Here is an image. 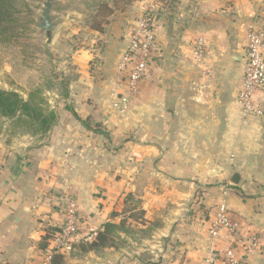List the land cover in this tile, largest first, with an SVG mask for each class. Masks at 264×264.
<instances>
[{
	"label": "crops",
	"instance_id": "obj_1",
	"mask_svg": "<svg viewBox=\"0 0 264 264\" xmlns=\"http://www.w3.org/2000/svg\"><path fill=\"white\" fill-rule=\"evenodd\" d=\"M101 4L114 10L102 32L92 29ZM149 12H154L162 51L140 86L132 123L107 132L111 142L122 137L137 161L146 163L138 175L128 167L122 179L108 177L102 171L103 146L92 143L84 123L112 120L108 93L122 88L118 65L132 24ZM50 17L52 40L48 44L44 32L43 45H49L48 61L59 57L76 74L68 82L74 106L65 105L64 112L53 94L49 102L59 122L43 139L19 136L8 143L0 135V264H42L39 242L46 227L61 229L62 202L70 193L79 207L80 227L90 215L103 225L116 219L109 220L104 207L119 212L123 193L134 191L138 182L147 224L154 227L151 238L125 254L112 248L69 264H206L212 249L216 264H224L228 233L217 240L209 235L221 204L239 225L241 238L259 237L260 248L245 264H264V119L246 122L238 102L247 26L264 27V0H134L122 10L116 0H54ZM198 39L205 45L202 64L193 54ZM10 49L0 43V87L41 84L39 67ZM68 70H61L62 79ZM136 137L148 143L132 147ZM111 167L118 170L117 164ZM66 168L76 192L66 191L71 187L61 174ZM246 247L235 246L236 253Z\"/></svg>",
	"mask_w": 264,
	"mask_h": 264
},
{
	"label": "rangeland",
	"instance_id": "obj_2",
	"mask_svg": "<svg viewBox=\"0 0 264 264\" xmlns=\"http://www.w3.org/2000/svg\"><path fill=\"white\" fill-rule=\"evenodd\" d=\"M46 1L47 0H17L16 7L18 8L20 12L19 14H17V16L19 17V26L14 31L17 37L16 39H12L14 41L10 43H5L6 45H8L9 49L11 48L10 49L11 51L18 52V53L21 52L20 54L25 57L26 63L31 64L33 67L34 66L39 67L40 72L42 74V83L33 88L30 86L24 85V84L16 85V84L7 83L8 87L12 89V90H7V91H13V90L17 91L24 98H27L30 92H32L35 89L41 88L43 90L44 99H46L49 106L55 110L59 118V112L56 106H54L53 102L51 104L49 101L50 99L54 100L55 97L53 96V94H55L59 97L58 101H60L59 102L60 104L57 102V104H59L58 106L59 108H62L64 110L65 105L72 104L71 103L72 92L70 89L71 84H68V82H71L72 80H74L76 77V74L70 72L68 70L70 66L67 63L63 62V60L59 57H57L54 61H48V51L50 50L49 49L47 50L43 45L45 42L44 31L36 27V23H38V18L41 15L43 4ZM158 2L159 3L162 2V4H165V1L158 0ZM198 40L196 41V43L198 42ZM50 41H48V44L50 43ZM56 55L59 56L58 54ZM63 68H66L69 71L66 73L65 79H62L61 77V70ZM67 78L69 79V81H67L68 80ZM120 85L122 86V88H119L116 91H113L110 88V91L108 93L110 100L109 99L106 100V103L109 104L108 108H110L113 113L112 114L113 118H110L112 119L110 123H105V124L99 123L98 124V123L91 122V120L88 118L86 122H88L90 129H87V128L85 129L88 133H90L92 137V143H94V140H98V143L101 146H103L102 149L104 150V153L101 156L102 164H103V168H102L103 173L105 175H108V177H110L111 175L114 176L115 174H118L117 178L122 179L123 177H121V174H123L122 173L123 168L125 170H127L128 167L134 168L136 169V175H138V173H142V170L144 169L143 165L146 162L137 161L138 160L137 157L132 155V152H133L132 148H129V147L127 148L124 145L125 140L122 139V137H119L116 140H113L112 142L107 137V134H108L107 132L111 133L114 130L115 131L121 130L125 128V126H127L128 124L132 123V114H133L134 107L141 98V93H139L136 96V98H134V100L132 101L130 112L126 116H121L112 107V103L114 102L118 93L121 91L123 92L125 91L124 85L123 84H120ZM65 100L66 101L69 100V102H66ZM71 106H74V105L72 104ZM64 112H66V110H64ZM107 117L109 118L110 114L107 115ZM58 122L59 120L57 121V124ZM57 124L53 127V129L57 126ZM147 143H148V140H145L142 137L141 138L136 137V138H133L131 146L134 147L135 145H139L141 147L142 145H146ZM88 161L94 162V156L88 155ZM111 163L117 164L118 170H114V168L111 167ZM88 165H90V163H88ZM67 171L69 170L66 168L61 172V174L68 177ZM72 173L73 172H70V174ZM89 173L93 174V171ZM68 178L71 183V187L68 189L66 188L64 189H66V191L71 190V191L76 192L78 188L72 185L73 184L72 176ZM139 183L140 182H138L135 185L134 191L131 190V191H127L123 193L126 196L124 197V202H122L120 206L118 207L119 212L113 213L112 211H110L111 207L109 206L104 207V209L107 210L106 213H104V215L106 216L107 214V218L109 220L112 217L111 216L112 214L120 215V216L117 215L118 217L116 219H113V220L111 219V222L116 223V224L125 222V227H126L127 232L122 231L123 235L115 239L116 247H114V249L115 250L121 249V251L119 252L120 254H125V252L123 251L131 252L134 250L133 247L135 246V244L140 246L143 243V241L149 240L152 235L151 233L154 229L153 225L147 224L148 221H147L146 214H145L146 212H144V209H143L144 202L141 200L140 194H138L139 188L137 187V185L139 186ZM199 192L200 191H198V193L196 194V198ZM72 195L73 194L70 193L69 198L76 199V197ZM65 200L62 202L63 209H65ZM78 215L80 216L79 213ZM83 218L84 219H82L81 221L82 224H84L83 226H81L82 231L86 230L87 227H89V224L90 226L97 227L98 230L101 231L103 229V226L106 224V222L103 223V225L100 224L99 222H95L94 217L92 215L85 216ZM71 250L72 249L68 250L66 253L63 251L65 254H69L66 256L67 264H69V262L71 261H85L86 258H88L90 255L100 256L101 255L100 253H104L105 251L104 250L103 252H100L98 254L91 252L85 256H81L79 249H76L73 251ZM107 250H110V249H107ZM110 258H115V257L113 256ZM121 259H120V262H121ZM43 260H44V256H43ZM81 264H84V263H81ZM85 264H88V263H85ZM99 264H107V263L105 261L104 262L100 261Z\"/></svg>",
	"mask_w": 264,
	"mask_h": 264
},
{
	"label": "built area",
	"instance_id": "obj_3",
	"mask_svg": "<svg viewBox=\"0 0 264 264\" xmlns=\"http://www.w3.org/2000/svg\"><path fill=\"white\" fill-rule=\"evenodd\" d=\"M247 46L244 60V74L238 102L241 105L244 120L264 119V27L253 22L247 26ZM205 45L202 39L194 47V60L202 64ZM155 16L145 13L131 27L129 42L118 65L117 83H125V91L118 93L113 109L121 116H126L131 109L132 101L139 94V89L146 79L152 62L161 52ZM119 89V87H118ZM64 222L44 255L42 264H51L56 252L66 253L72 246L82 242H91L99 230L95 226L82 231L79 225L78 204L72 198H65ZM239 225L229 214L226 204H221L215 220L209 228L212 240L220 238L227 232L231 244L223 252L224 264H245L248 255L261 246L259 237L252 235L245 240L238 234ZM245 244V253L238 255L235 246ZM64 251V252H63ZM206 264H216V251L212 249Z\"/></svg>",
	"mask_w": 264,
	"mask_h": 264
},
{
	"label": "trees",
	"instance_id": "obj_4",
	"mask_svg": "<svg viewBox=\"0 0 264 264\" xmlns=\"http://www.w3.org/2000/svg\"><path fill=\"white\" fill-rule=\"evenodd\" d=\"M134 0H116V7L122 10L133 3ZM170 3L172 0H161ZM17 0H0V43H10L16 39L15 29L19 26V10L16 7ZM114 13L106 4H101L95 16L92 29L102 32L107 18ZM23 26V25H21ZM58 115L43 97L41 88L35 89L24 98L17 91H7L0 88V135L7 137L11 143L19 136H28L43 139L57 124ZM84 127L90 129L88 122ZM114 215L112 218H117ZM127 232L125 222L106 223L103 229L91 242H82L72 246V250L79 249L80 255L85 256L91 252L100 253L116 247L115 239ZM59 230L50 226L44 230V235L39 242V250L46 252ZM51 264H67L66 254L56 252Z\"/></svg>",
	"mask_w": 264,
	"mask_h": 264
},
{
	"label": "water",
	"instance_id": "obj_5",
	"mask_svg": "<svg viewBox=\"0 0 264 264\" xmlns=\"http://www.w3.org/2000/svg\"><path fill=\"white\" fill-rule=\"evenodd\" d=\"M53 10V0H47L43 4V8L41 10V15L38 18V23H36V27L40 30H43L46 33L47 41L52 39V32L54 30V24L50 17V13ZM46 48L49 49V46L46 45Z\"/></svg>",
	"mask_w": 264,
	"mask_h": 264
}]
</instances>
